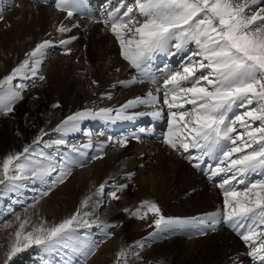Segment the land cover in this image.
Wrapping results in <instances>:
<instances>
[{
	"label": "snow or ice",
	"instance_id": "snow-or-ice-1",
	"mask_svg": "<svg viewBox=\"0 0 264 264\" xmlns=\"http://www.w3.org/2000/svg\"><path fill=\"white\" fill-rule=\"evenodd\" d=\"M80 3L81 0H57L56 7L72 17L73 10ZM135 3L137 11L144 18L139 27H130L137 15L132 7H126L122 13L119 9L110 12L109 19L103 23L110 26L118 39L122 55L141 76L149 78L145 65L151 54L173 41L177 48L192 43L198 49L193 54L196 59L190 61L182 73L173 71L163 81V104L167 106L169 114L168 131L163 135V141L172 150L187 154L186 158L197 169H201L205 158L215 161L214 166L205 164L202 170L209 173L210 179L224 174L221 177L223 182L219 184L223 189L224 211L189 218L165 217L156 203L145 200L132 215L143 218L151 212L158 216L154 220L158 231L151 234L152 239L160 238L164 232L175 233L190 228H198L203 234L206 230H214L222 222L238 231L245 229L241 233L245 242L260 237L259 245H252L249 255L264 264V230L259 233L255 230L264 228V178L249 184H245L244 179L249 173L264 176V0H135ZM2 11L0 9V19H3ZM59 31L70 29L61 26ZM126 34L138 38L126 39ZM70 39L61 41V45L69 43ZM49 46L51 42L48 40L38 44L11 74L0 80V113L13 111L14 103L21 98L19 89L24 87L23 84L17 87L13 80L23 77L26 72L36 77L41 63L36 57L42 56L43 49ZM38 79L45 77L38 76ZM138 82L133 77L121 84ZM160 100L159 94L154 95L149 91L146 99L130 100L122 108L140 104L157 105ZM185 105L190 107L185 108ZM234 108L245 111L230 118L229 114ZM112 112L113 109H101L100 113L95 114L88 110L78 112L67 117L56 131L78 130L82 119L100 114L110 119ZM162 113L163 109H158L151 115L160 118ZM117 117L120 118L119 112ZM45 135L47 133L42 132L33 144L41 141ZM65 143L63 139L53 142L54 145ZM31 149L32 146H28L22 153L0 159V185L16 188L20 186L17 182L25 180L41 184L50 182L48 191H51L52 187L63 183L71 174L70 166L57 163L49 156L29 159ZM26 153L29 155L25 156ZM222 164L225 166L221 167ZM54 173L57 174L53 177ZM237 174L241 176L238 183L244 185L239 191L231 183L237 180ZM124 187L126 185L114 188L110 192L111 197L119 200L118 192ZM103 188L104 185H101L93 196H98ZM48 191L41 195H47ZM91 199L86 198L81 208L88 207ZM92 215L93 211L78 210L58 223L49 225L47 220H42L27 232L25 226L28 220L25 219L12 234L14 239L8 244L0 264H9L12 257L31 245L40 246L46 252L70 249L85 257L94 254L95 247L80 235L81 226L95 225L106 232L115 225L98 223L97 220L89 224L86 217ZM138 246L143 247V243L139 242ZM126 256L127 253L122 250L118 253V260L122 261Z\"/></svg>",
	"mask_w": 264,
	"mask_h": 264
},
{
	"label": "bare ground",
	"instance_id": "bare-ground-1",
	"mask_svg": "<svg viewBox=\"0 0 264 264\" xmlns=\"http://www.w3.org/2000/svg\"><path fill=\"white\" fill-rule=\"evenodd\" d=\"M102 1L105 6L104 8L96 4L95 0H90L91 7L88 10H83L81 7H78L73 10V16L68 17L66 11H62L56 7L57 0H4L7 8L6 11H8L3 15V19L0 20V80L9 74L17 64H21L20 62L23 60L24 54L29 53V51L32 52L35 46L41 44L43 41H49V38L57 36L59 38V44L56 47L60 48L64 54H67L64 55L65 57L67 56L68 59H76L82 65L84 63L89 64L95 71L85 72L84 79L82 76L77 78L73 73L83 70L80 65L76 66L70 62H66L67 67L62 68L58 60L59 55L55 59H51L50 56L43 57L47 64L45 73L48 76L49 84L52 85V87H49V91H52L51 93L57 91L58 96H62L65 102L66 109L63 114V119L66 120L67 117L87 110L90 105H95L101 102L102 99H109V101L100 110L115 109L120 113V118L114 115L111 116L112 114L110 113V119L106 118L104 114L96 115L101 120V122L99 121L95 124V127L99 126L101 128L99 134L96 136V144L98 146L92 150L85 148L83 153L78 158L76 157L79 161H83L85 160L84 156L88 154L96 155L92 163L91 173L85 169L82 171L81 177L75 174L68 175L64 189L49 202L48 218H54L56 223H58L76 213L82 199V191L88 186V180H97L96 184L104 182L106 178H109V170H118V167H114V164L119 163L121 159L129 155L132 158L128 161L127 168L125 170H119L117 173H111V178L116 179L119 175H124L121 181L111 186L118 187L120 185H126V187L118 192L119 200L113 199L115 203L112 206L113 212L110 215V219L116 216H122V207H130V203L133 201L131 191L134 190V187H137L138 190V193H135V198H137L138 202L141 201L139 197H143L145 200L156 203L166 213L165 216L167 217L168 215H171V217H182L183 215L193 216L194 214L205 215L206 212H215L213 209L218 203V198L216 199L217 195L215 197L211 187H205L203 177L198 173L200 169H197L193 165L189 166L183 161H178L176 159L177 152L172 150L167 144L163 145L155 157L153 164H151L152 173L146 176V170L141 166V161L143 160L142 146L147 142L144 139H147L148 135L142 136V134L136 132H128L127 136L118 135L119 138H112L113 134L122 126L133 124V120L143 121L147 117V114L143 112L146 110H142L145 104L126 109L122 108V106L136 98L146 99L149 91L154 95L159 94L161 99H163V81L168 79V77L161 71L163 70L171 74L173 72L172 70L175 69L182 73L185 61L187 59H190V61L196 59L193 55L198 51L196 45L189 43L181 48H173L172 45L175 44V41H173L164 49L154 51L145 65L149 78L142 76L150 86L147 87L141 81L122 85V81H128L134 77L132 71H138L134 66L132 69H129L128 65H130V61L124 58V56H120L122 50L118 39L111 31L110 26L103 23L102 17L106 15L108 20V14L117 9L122 13L130 0ZM4 5H0V8L4 7ZM49 6L51 8H48ZM135 8H137V5L133 9L135 10ZM135 20L137 21L133 25H130V27H139L144 22V18L138 11ZM50 26L54 28L51 29ZM61 26L70 29V31L60 32L59 29ZM99 26L103 28V32L99 30ZM125 38L127 39L128 36ZM130 38L138 37L130 36ZM69 39V43L61 45V41H67ZM187 47L193 51L188 57H186L187 53H185ZM69 49L70 51H68ZM164 51L170 57L168 64L165 66H163V62H158V59L162 58L159 55ZM24 59L26 58L24 57ZM116 66L119 67V74L114 79H111L107 73L113 72L112 69ZM126 70L128 73L123 75ZM82 79L89 82L90 87L94 89V94H90L86 90ZM115 90L116 92H120L118 100L113 98ZM157 90H159V93ZM161 105H163V102ZM161 107L157 108V110L167 108L166 105ZM100 110L97 113H100ZM93 116L95 115H90L82 119L78 124V130L83 125L86 127L91 126ZM148 117H150L152 123L149 126L150 132L155 122L160 121L159 119H162L164 114L160 118H154L152 115ZM143 122L145 123V121ZM109 123L111 124L109 125ZM112 123L116 125L112 126ZM106 125L109 129H104ZM76 131L69 130L66 133H73L71 135L73 136L76 134ZM104 131L107 132L106 136L102 135ZM86 136L91 137L88 133ZM13 139L14 137H12ZM16 140L17 138L13 141L15 142ZM2 141L0 140V148ZM115 143L121 144L122 149L116 152L107 151ZM73 163L77 162L73 161ZM202 166H204L203 163ZM179 197L181 199L177 201ZM52 203L53 205H51ZM99 205H101V202L95 203L94 208L96 209ZM182 210L189 212H183ZM143 222L135 221V224L137 223L136 227L132 226L131 222L123 223L121 228L123 244L126 245V242L140 235V229L145 225ZM219 228L220 230L217 233H212L211 235H206L203 238L195 240L192 239L190 240V246L188 244L182 248H180L181 241H179L178 236L170 239L167 243H171L172 245L180 242L178 244V248H180L178 253L180 255L179 257L174 256L172 258V264H191L196 261H202V264H246L247 257L250 256V250L247 246H243V241L239 240H242V237L238 239L240 230L233 229L227 223L223 222ZM234 232H236V237L234 236ZM165 243L155 245L151 254L154 255L157 251V246H165ZM187 247L189 249L185 250ZM203 247L204 249L201 253L200 249ZM159 253L161 252L159 251ZM160 256L162 257L163 254ZM202 257H205L204 261L201 260Z\"/></svg>",
	"mask_w": 264,
	"mask_h": 264
},
{
	"label": "rangeland",
	"instance_id": "rangeland-1",
	"mask_svg": "<svg viewBox=\"0 0 264 264\" xmlns=\"http://www.w3.org/2000/svg\"><path fill=\"white\" fill-rule=\"evenodd\" d=\"M0 3L1 6L5 4L4 0H0ZM50 6L48 8H51ZM0 9H3L2 15H5L8 11V10L6 11L7 9L6 4L4 5V7ZM50 27L51 29L54 28L53 26ZM99 30L100 31L102 30L103 32V28H101L100 26H99ZM126 36L130 38L131 35L128 34ZM49 41L51 42V46L43 49L44 54L38 57V59L41 60V63L38 66L37 76L33 77L30 72H26L23 77H17L16 79L13 80V84L16 85L17 87H19V85L21 84H23L24 87L19 89L21 92V98L14 103L13 111L10 113H0V140H3L1 142V148H0V159H3L8 155L22 153L25 147L32 146L31 149L32 155L29 156V159L35 160L40 156H44V155L49 156L53 158L57 163L67 164L68 166H70L71 175L75 174L78 175V177H81L82 171L85 169L88 170L89 173H91L92 163L94 162L96 155L93 156L92 154H88L84 156L85 160L83 161H79L77 158L79 157V155H81V153H83L85 148L92 150L98 146L96 144L97 141L96 136L97 134H99L100 132L99 130L101 128L99 126L95 127L96 126L95 124L99 121L101 122V120L99 116L96 115L93 116L92 118L93 123H91V126L86 127L85 125H83V127L79 128V130H77L76 134L73 136H71L73 133L56 131L57 126L61 125L62 122L65 121L63 119V114L65 112L66 107H65V102L62 99L63 97L62 96L59 97L57 91H53V93H51L52 91H49V87L50 86L52 87V85L49 84L48 76L45 73L47 69V64L46 61H44L43 57L50 56L51 59H55L59 55L58 60L61 63L62 68L67 67L66 62H70L71 64L76 66L80 65V67L83 70L75 71L73 73V75L77 78L82 76V78L84 79L85 72H95V71L89 64L84 63L82 65V63L80 64L79 62H77L76 59H71V58L68 59L67 56L65 57L64 55L67 54H64V52H61L60 48L56 47V45L59 44V38L57 36H55L54 38H49ZM172 46L173 48H175V44ZM188 50L189 47H187L185 50V53H187L186 57L190 56L191 53L193 52L192 50L189 51ZM29 53L31 52L29 51ZM27 54L28 53L23 55V60H21L20 63H22L25 60L24 57L27 58ZM120 56L122 57L123 55L120 54ZM189 63H190V59H187L183 67L188 66ZM19 65L20 64H17L16 67H18ZM112 70H113V72H111L112 74L107 73V75L111 79H114V77H116V75L119 74L120 70L119 67L117 66L114 67ZM11 73L12 70L10 71L9 74ZM126 73H128L127 70L123 73V75ZM133 75L135 78H137L134 72ZM38 76H43L45 77V79L40 80L38 79ZM83 79L82 81L85 85L86 90L90 94H94L93 92L94 89L90 87L89 82ZM142 82L147 87L150 86V84L147 83V80L144 81L142 80ZM119 93H120L119 91L116 92L115 90L113 98L118 100ZM162 100L163 99H161L160 103L157 105L148 104L147 106L144 105L145 107L143 106L144 109L142 110H146L143 112L147 114L146 119L143 120L145 121V123L142 120H133L132 122L133 124L128 126H122L121 128H119L120 131L118 130L116 133H114L115 135L113 134L112 136V138H119L118 135H122L120 133L125 134L127 132H136L138 134H142V136L148 135L147 136L148 138L144 139L147 142L144 143V145L142 146L143 160L141 161V166L146 170L145 172L146 176H149L152 173L151 164H153L155 157L158 155V152L161 150L163 145L166 144L163 141V135L168 131L169 114H167L168 112L167 108H163L164 117H162V119H159L160 121L155 122L154 124L155 126L153 125L154 128L152 127L153 131L151 130L149 132V126L152 123L150 121V117L148 116L151 115L153 111H156L157 108H160L161 106L163 107L164 104L161 105L163 102ZM108 101L109 99H102L101 102H98L95 105H90L87 108V110L90 113L95 114ZM189 107L190 106L187 105L185 108H189ZM243 111H245V109L234 108L233 112L229 114V117L232 118L236 114L241 113ZM111 114H112L111 116L113 115L117 116V110L113 109V112ZM110 124L111 123H109V125ZM70 125L71 122H69V127ZM115 125H113L112 123V126ZM104 129H109V127H107L106 125ZM238 130H239V126H238ZM42 132L47 133V135L43 136L42 140L34 145L33 142L37 141V137H40ZM87 133L91 135V137L86 136ZM106 133L107 132L104 131L102 135L106 136ZM12 137H14V139L17 138V140L14 142L13 141L14 139L12 140ZM58 139H63L66 141V143L63 145H54L53 142ZM49 145L51 146L49 147ZM86 145H88L89 147H85ZM75 149H79V151H76ZM121 149H122V145L119 143H115V145L107 151L116 152ZM176 152H177L176 159L178 161H183L187 163L189 166L193 165V162L189 161L186 158L187 154H184L180 151H176ZM28 155L29 154L27 153L25 154V156ZM131 158L132 157L129 155L126 158L121 159L119 163H115L114 167L117 166L118 170L116 169L109 170L108 171L109 178H106L104 182L100 184H96L97 180L95 181L89 179L88 186L82 191V196H81L82 199L81 202L79 203L77 211L78 210H80L81 212L93 211L92 216L86 217V219H88L89 221V224H91L92 220H97L98 223L102 222L103 224L115 225V227L108 228L106 232L96 227L95 225H93L92 227H88L87 225L81 226L80 235L85 240V242L91 243L95 247L94 254L85 257L83 254L73 252L70 249H60L54 252H46L40 246L31 245L25 248L23 251L17 253L14 257H12L11 261H9V264H45V262H47V264H98V263L99 264H164V263L172 264V258L174 256L179 257L180 254L178 253V250L182 248L184 245L189 244L190 246V240L203 238L206 235L208 236L211 235L212 233H217L220 230L219 228L220 225H217L214 230H207L203 234H201L198 228H190L185 231H176L175 233L164 232L161 233L160 238L152 239L151 234L158 231L157 227L154 224V220L157 219L158 216L155 213H151V212H149L148 215L144 216L143 218L132 215V213L135 212L136 209L141 205V202L145 201L143 197H139L141 199V201L139 202L137 198H135V193H138L137 187H134L133 188L134 190L131 191L133 201L131 202L132 204L130 203V207L128 208L122 207L121 208L122 216L119 217L116 216L110 219V215L113 212L112 206L115 203V201H113V198L110 195V192L114 188H116V186H111V185L118 183L124 178V175L121 176L119 175L117 179L111 178V173L112 172L117 173V171L119 170L121 171L123 169L125 170L127 168V163ZM73 161H76L77 163H73ZM203 164L204 166L201 167L198 173L201 174V177H203L205 187L206 188L211 187L215 197L217 195L216 199L218 198V203L216 207H214L213 211L223 212L224 195H223V189L219 187V184L223 182L221 177L224 174H220L219 176L210 179L209 173L206 170H202V169L205 168V164H212L214 166L215 161L209 160L204 162ZM145 166L147 167L145 168ZM224 166H225L224 164L221 165V167ZM56 174L57 173H54L53 177ZM24 175L27 176L28 173H24ZM228 176L230 177L231 173H229ZM262 178H264V176H261L260 174L249 173L244 179H245V184H249ZM240 179L241 176L237 174V180L231 181V183L235 185L237 191L241 190L244 187L243 184L238 183ZM67 180L68 179L66 178L63 183H57L54 187L51 188V191H48V188L50 187V182L49 184H41L38 181L34 182L32 180H25L23 182H17L18 184H20V186L16 188L0 185V262H2L4 259V252L6 251L8 244L12 239H14V236L12 234L18 228L19 224L23 222L25 219L28 220V224L25 226V232L31 231L33 226L38 225L42 220H47L49 225L52 223H56L54 218L51 219L48 218L47 212H48V207L50 206L49 202L50 200L54 199L56 195H58V193L64 189ZM101 185H104V188L99 192V195L93 196V193L96 192L98 189H100ZM225 187H227V185H225ZM46 191H48L47 195H41ZM88 197H92V199L89 201V206L86 208H81L82 202ZM180 197L178 198L177 201H179V199L182 198ZM104 201L106 202L104 203ZM98 202H101V205H99L95 209L94 204ZM53 203L51 205H53ZM182 211L189 212L185 210ZM161 213L163 214V216H165L166 214L162 210ZM206 214L208 213L206 212ZM197 216H202V215L194 214L193 216L183 215L182 217L181 216L178 217L189 218V217H197ZM17 217H19V219H17ZM168 217H171V215H168ZM147 218L150 219V221H148ZM135 221L137 222L144 221L143 223H145V225L143 226L142 229H140L141 231L140 235L139 236L137 235L132 240L126 242L125 245L122 243L123 241L121 235V228L123 226V223L131 222V225L136 227L137 223L135 224ZM255 230L257 233H259L260 231L264 230V228H256ZM244 231L245 229H240V233H239L240 236H238V239L242 237L241 233ZM235 234L236 232H234V236ZM176 236H178L180 239L178 240L181 241L180 248H178V244L180 242L177 244L174 243V245H172L171 243H167L170 239H173ZM239 240L243 241L242 242L243 246H247L251 252L252 245H256V246L259 245L260 237L257 236L255 240L249 242H245L243 239L242 240L239 239ZM139 242L143 243V247L138 246ZM160 243L161 244L165 243L166 245L157 246L156 250L158 252L156 251L154 255L151 254L153 247ZM188 247L185 250L189 249ZM203 249L204 247L200 249L201 253ZM122 250L127 253V256L122 261H119L118 253H120ZM159 251L161 253H159ZM162 254L163 256L161 257L160 255ZM205 257L204 258L202 257L203 259L201 258V260L204 261ZM201 262L202 261H196L191 264H202ZM246 264H260V261L254 259L250 255L249 257H247Z\"/></svg>",
	"mask_w": 264,
	"mask_h": 264
}]
</instances>
